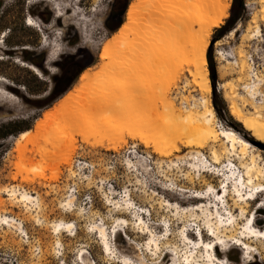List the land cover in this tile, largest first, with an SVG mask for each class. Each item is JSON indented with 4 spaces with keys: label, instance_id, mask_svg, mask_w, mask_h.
<instances>
[{
    "label": "rangeland",
    "instance_id": "obj_1",
    "mask_svg": "<svg viewBox=\"0 0 264 264\" xmlns=\"http://www.w3.org/2000/svg\"><path fill=\"white\" fill-rule=\"evenodd\" d=\"M132 1L134 0H79L76 9L69 12L65 9L63 12L67 13L58 18L57 7L66 8L70 0H0V77L7 80L6 83H0V95H5V92H8L7 85H11L15 90L12 94L15 95L21 108V114L16 115L14 111H8L7 104L0 106V202L4 201V204L0 203V218L11 219L0 222V264H155L156 256L152 251L158 236L161 241L170 238L171 243L183 248L182 254H185L187 249L182 243L181 233L184 224L188 223L187 232H194L190 234L193 240L198 239L196 237L198 226L201 223L205 225L203 220H199L202 219V212L196 207L201 205V202L199 199H193L194 191H205L208 196L210 192L212 197L205 199L204 204L211 207L208 204L211 200L214 202L215 192L210 188L218 193L223 189L224 177L230 174L226 173V170L241 167L243 161H247V159L241 161L240 158L233 156L231 157L233 162H230L227 144L221 138L218 142H210L200 149L209 160L214 159V151L217 152L220 159L215 169L194 158L197 153L196 148L181 143L177 138L179 137L177 124L170 116L172 113L168 102H173L176 108L182 109L184 113L190 110L201 112L202 95L194 86L193 77L190 75L189 62H187L189 57L184 55L185 57L181 56L180 59L178 55V60L177 56L172 59L177 63H172L170 60L165 62L160 60L161 62L158 63L157 59L166 57L160 56L165 46L166 49H173L168 44L170 39L166 38L167 34L163 33L156 37L155 46L159 47V50L154 46L156 49H153V52L150 51L145 55L140 53L150 63L157 58L153 65L157 61L156 65H160L162 69L165 67L161 66L162 64L170 62L171 64L165 67L169 70L170 76L178 72L177 75L175 74L176 77L174 75V77L169 75L166 77L167 73L165 77L156 80L154 95L149 93V96L143 99L147 101V107L135 106L131 102L133 98L131 94L129 96V93H116L117 91L113 92L107 87L109 83L123 84L124 71L120 70L122 73L117 71L115 74L111 71L110 74L114 75L104 71L108 79L115 80L107 81L108 79L106 80L100 72L104 60L101 53L108 39L115 33L113 29L120 22L127 21V10ZM229 1L232 6L233 0ZM182 2L184 3L182 0H169L174 10L181 8ZM245 6L247 13L235 24L233 28L237 29L235 33L231 36L229 31L209 46V48L213 46V57L218 69V79L214 82L208 61L212 85L210 99L216 112L217 129L233 130L251 142L256 147V152L260 153V163L263 164L264 143L255 141L251 132L231 113V105L236 104L246 117L257 118L258 112L262 113L261 116L264 115V101L259 103L258 96L264 93V67L259 68L258 77L255 78L246 60L247 47L251 44L255 31L257 32L254 20L257 19L260 28H263L264 0H245ZM228 17L224 19L222 25ZM30 19H33L31 24L27 22ZM216 29L218 28L213 30L211 42ZM130 37L133 35L130 34ZM159 37L164 43L168 42L162 43ZM220 46L226 47L227 50L233 48L237 55V63L233 62L234 58H219L216 49ZM170 51H164L165 55L171 54ZM133 52L135 53L131 51V54L122 56V66L137 65L138 61L140 65V60L148 62L146 59H139L141 57L139 52H136L139 56L136 58ZM24 64L34 65L42 75L36 74ZM174 65L179 66L178 70ZM242 65H244L243 70ZM84 66H87L84 71L92 69L95 72L99 69L100 71L96 72L99 73L98 75L102 73L101 77L107 82L105 88L111 91L109 93V90H104L103 82L100 81L103 79L99 78L98 83H101L97 86L99 85L100 88L102 85V87L98 90L108 94L99 91L102 94L100 93V97L96 99L99 94L97 92L93 101L96 106L100 108L105 106L104 113L111 116L115 115L114 110L117 107L121 108L122 105V109L137 114L138 118L143 120L135 121V125L134 123L132 125L129 116L128 123L117 118L109 127H100L98 130L87 132L81 131L78 126H67L65 130L62 129L63 131H59L57 127L59 140L55 142L54 135L49 131L50 134L40 140V146L43 147L42 155L36 158L35 164L26 162L22 165L23 176L31 179V182L22 184L20 182L22 175H19L18 180H13L11 175L18 171L13 162L20 161L17 152L14 151L16 137L25 129H33L39 116L58 104L67 92L79 86L80 76L84 71L80 75L78 73ZM171 70L175 72L171 73ZM146 73L139 71L142 76H149L150 73ZM254 82L260 83L255 98L248 95L245 88V85ZM214 85L218 93V109L226 110L225 118L219 116L214 105ZM158 86L160 89L162 86L163 88L167 86L165 88L169 89L168 95H170L165 97ZM116 94L122 97H117ZM24 97L29 100L36 98L42 100L38 103H24ZM93 102L89 107L92 108ZM96 119L98 116L93 117L90 111L87 120ZM221 123L224 127H221ZM112 130L114 134L111 137H115L113 141L121 139L127 141L119 146L118 150H108L106 146L104 147L109 143L107 134ZM141 136L146 140L154 141L147 146L140 140ZM71 138L77 141L78 148L72 161L67 164L61 161L69 150L67 147ZM175 146H178L179 150H175ZM31 147L32 145H29V148ZM133 149L134 152H131ZM170 151L171 155L161 156V153L166 154ZM79 158L88 161L89 165L77 171L74 164ZM263 177L259 176L255 179V183H264ZM19 184L22 185L20 193L13 197L6 194V189L18 187ZM233 189L231 185L228 202L233 214L238 217L240 210L233 206ZM23 192L29 193L34 198L24 200ZM254 196L250 195L252 198ZM69 198H72L71 204H68ZM259 205L257 201L251 202L248 215L252 212L256 217V227L264 229V208L258 211ZM222 212L225 213L223 219L226 223L233 221L231 214L225 208ZM197 213L200 218L194 215ZM70 223L73 224L72 231L65 228V224ZM100 229H105L110 238L111 252H113L111 254L103 251ZM231 245H236V242L232 241L229 247ZM256 247L258 250L249 258L252 259L250 263L241 260L244 249L239 246L238 252L223 253L221 264H227L228 261L230 264H264V247L261 244H257ZM82 255H84L83 259ZM170 263L172 260L168 264Z\"/></svg>",
    "mask_w": 264,
    "mask_h": 264
},
{
    "label": "bare ground",
    "instance_id": "obj_2",
    "mask_svg": "<svg viewBox=\"0 0 264 264\" xmlns=\"http://www.w3.org/2000/svg\"><path fill=\"white\" fill-rule=\"evenodd\" d=\"M182 1H184V3L182 2L183 3L182 7L177 10H174L173 9L174 7H171V5L169 4V0L132 1L127 10V16H126L127 21L124 22L119 27L117 32H115L112 35V37L108 39L107 43L103 47L101 53L102 55L101 54L100 55L102 59H104L103 60L104 62L102 61L103 64L101 63L102 66L100 65L101 71L99 69L98 70L103 73L102 76H105L106 80L109 78V77L107 78L106 76L107 74L104 75L106 71H109V74L111 71L114 74L115 72L120 70L124 71L123 84L114 83L112 84L113 87L111 88L112 85L109 83L110 86L107 84L108 85L107 87H110V89H112L113 92L117 91L116 93H120V94L129 93V96L131 94V96L133 97L131 101L133 105L135 104V106L138 105L145 106L147 101L143 99L144 98L146 99L145 96H149L148 95L149 93L153 94V92H155L154 88H156L155 86L156 80L160 77L163 76L165 77L167 73L168 74L166 75V77H168V75L169 77L173 75L175 76V74L177 75L178 73L177 72L170 76L169 70L165 69L166 66L171 64L170 62L169 63L166 62L167 64L165 63V65L162 64L161 66H165L163 67V69L162 67L161 68L159 67L160 65L157 66L156 64L160 63L161 62L160 60L162 61L164 60V62L170 60L172 63H174L176 61L174 60L172 61V59H174L177 56L176 59L178 60L179 59L178 55L180 56V59L184 58L185 57L184 55H186V57H189L188 58L189 61H187L189 62L188 69L190 75L193 77L194 86L197 88L198 91H200V94L202 95V97L200 98L201 100L200 106L203 110L201 112L190 110L188 113H184L182 109L176 108L175 104L168 100L169 101L168 105L172 113L170 116L172 120H174V123L177 124L176 125L177 134L179 135V137L177 138H179L181 143L196 148L197 153L196 155H194V158H197L204 165H208L210 167L213 166L215 169L218 167L217 164L219 163V159H220L217 152L214 151V156H213L214 159L209 160L206 158V156H204L201 153L200 149L205 147L210 142L212 143L218 142L221 138L223 139L224 143L227 144V153L230 157V159L228 158V160L230 162H233V160L231 159V157L233 156L240 158L241 161L244 159H247V161L246 160L245 162L243 161L241 167L238 166L235 169L226 170L227 171L226 173H230V174H226L227 176L225 175L226 177H224L222 181L223 189H220L218 193H216L215 189L210 188L213 192H215L214 202L213 200H211L210 204H208L209 206L211 205V207H208L207 204H204L205 199H209V198L211 199L212 196L210 192H209L210 194L209 197L207 194H205V191L204 192L194 191L195 194L192 195L193 199H199L201 202V205H198L196 207V209H201L202 212V219L199 220L200 221L203 220L204 221L203 223L205 224V225H201L202 224L201 223L198 226L199 228H197L198 230L196 231L197 233L196 237H198V239L196 240L191 239L190 234H193L194 232H189V231L187 232L188 223L184 224L181 232L183 235L182 243H184V247H186L187 250L185 254H182L183 248H181L176 243L172 244L170 238L167 237L165 238V241H161V239L158 238L160 236H158L157 239H155L154 237L153 239H151L152 241H154L155 239V246H154L155 248L154 251H152L153 254L156 256L154 262L155 264H168L172 260V263L170 264H221L223 259L221 255L223 253L228 254L229 252L230 254H233L234 252H238L239 246H241L244 249V252L240 257L241 260L243 262L250 263L252 259L250 260L249 258H251L252 254H254L255 251L258 250V247H256L257 244H261V246L264 247V229H258L256 227L255 225L256 217L252 212H251L252 215L251 214L248 215L249 210L251 208V202L255 203V201H257L260 203L259 207L257 208L258 211H261L264 208V183H257V184L255 183V179H258L259 176H264V163L263 164L260 163L261 155L259 152H256V147L252 145L251 142L242 138L237 132L233 130L227 128L217 129L218 125H216V112L210 99V95L212 93V85H211V78H210V72L208 68V58H207V52L211 44L213 30L215 28L221 27L222 23L224 22V19L229 16V8L231 6V2L229 0H182ZM78 2L79 0H70V2L66 4V8L56 6L58 8L57 17L60 18L63 15H65L67 13V12L65 13L63 12L65 11V9L68 12L71 11L72 9H76V4ZM30 20L32 21L33 19ZM256 20H254V23H256L255 25L257 32H260L261 28ZM236 30L237 29H233L229 33V35L232 36ZM163 33L167 34L166 35L167 39H170L169 40L170 42L166 40L165 41L168 42V44H170L171 47H173V49L167 48L169 49L167 50L165 46L163 52H160L161 53L160 56L163 57L166 56L164 59L156 58L157 61L158 60L159 61L158 63H156L157 62L156 61L155 65H153V62L156 59L152 60L153 62L150 63L149 60H147L146 58L145 59L148 62H142V60H140L141 62L140 65H139V61L136 63L137 65H128V66L125 64H123V66L121 65L122 56L125 55L127 56L131 54V51H135V53L134 52L133 53L136 55L137 58L138 53L136 54V52H139V56H141L143 53L145 55V53H149L153 49L156 48L158 49L159 47L155 46L157 40L156 37L159 35H163ZM130 34H132L133 37H130ZM160 40L162 39L160 38ZM161 42L164 43L163 40ZM172 50L174 51L172 52ZM164 51L165 52L170 51L171 54L165 55L166 53ZM149 56H151V53ZM141 58L143 57L141 56L139 59ZM106 59H108V61H105ZM150 64H152V66ZM24 65H28V64H24ZM174 66L177 67L176 65ZM241 67L243 70L244 65H242ZM29 68L32 69V71L36 72V74L42 75L41 71L34 65H30ZM172 68L174 69V67ZM141 70L150 73L149 76L145 77L143 75L144 76L143 77L141 74H139V71ZM172 70L171 73L175 72ZM96 71L94 72L92 69L85 70L80 76V82L78 84L79 86H76L74 89L67 92V94L61 99V101H59L58 104H56L53 108L45 111L42 114V116H39L36 119L33 129L28 128L19 133V135L15 139L14 151L17 152L20 161L19 163L13 162V165H16L15 167H17L18 169L17 172H14L11 175V178L13 180H18L19 175H22V180L20 181L22 184L25 182L26 183L31 182L30 181L31 179L27 178L26 176H23L22 165L25 164L26 162L35 164L36 158L42 155L43 147L41 148L40 146V140L43 136L45 135L47 136L48 134H50L49 131H51V133L54 135L53 140H55V142L59 140L57 137V127L58 130L60 131L62 129L65 130L66 129L65 127L67 126H78L80 127L81 131L87 132L89 130H94V129L98 130V128L100 127L101 128L109 127L110 125H112L113 121L117 120V118L119 120L121 119L122 121L126 120V122L130 120V123H132V125L133 123L135 125V121L139 122L143 120L140 117L139 119L137 114L132 112L129 113L126 110L122 109V105L121 108L117 107V109L115 110L113 109L114 111H116L115 115L113 114L111 116H108L109 114L107 115L104 113L105 109L103 108L105 106L103 108H100L99 106H96L97 104H94L93 101H95V97H96L95 95L97 94V92L99 94L97 95L96 99L100 97L99 95L101 92L104 93L103 91L98 89H100L103 85L104 86L103 88L105 90L106 89L105 85L107 83L105 82L106 80H104V78L101 77L102 73L98 75L99 73ZM113 73L111 74L114 75ZM99 78L100 79L102 78L103 80H100ZM98 80L103 82V84L100 85L101 86L100 88L99 85L97 86V84L101 83V82L98 83ZM109 80L112 79H108L107 81ZM6 81L7 80L4 77H0V83L1 82L6 83ZM258 84L260 83L254 82L253 84L245 85L247 91L246 93H248V95H250L251 97L255 98L257 94L256 90ZM222 86L225 87L223 84ZM165 87L163 88L162 86V88L160 89L159 87V89L161 94H164L166 97L169 96L170 94L168 95L169 89ZM6 88L8 92H5L6 93L5 95L4 94L0 95V102H1L0 106H6L7 104V106L9 107L8 111H14L16 115L21 114V108L16 101L15 95L12 94L13 91H15L14 88L11 85H7ZM106 90H109V88H107ZM109 93H111L110 90ZM120 94L119 95L116 94L117 97H119ZM112 95L114 96L115 94L112 93ZM164 95L163 96L161 95V97L165 98ZM41 100L42 98H36L34 100H29L25 97L23 98L24 103H28V102L38 103ZM91 102H93V106H94V107L92 106V108L89 107ZM147 106L148 105H146V107ZM123 108H125V106ZM258 109L259 108H257V110ZM90 111L92 112L93 117L98 116V119H96L95 121L87 120V115L89 114ZM231 113L242 122L244 127L249 132H251V136L254 138L255 141L264 143V115L261 116L262 113L258 112L257 118L246 117L236 104L231 105ZM128 116L131 117L129 120L127 119ZM113 134H114L113 130L107 134V136H109L107 138L109 143L107 142L108 144H105L104 147L106 146L108 150L109 149L118 150L119 146L127 142L126 139L123 140L121 139L120 141L119 140L113 141V139H115L114 136L111 137V135ZM139 138L147 146H150V144L154 141V140L151 141L149 139L146 140L142 136ZM83 140L85 141L86 139ZM76 144L77 141L74 138H71L69 142V147H67L69 148V150L66 152V154H64L61 162L69 164L72 161V157L78 148ZM29 145H32V147L29 148ZM60 146H62V144ZM250 149H252L253 151L251 152ZM134 150L135 149L131 150V152H134ZM175 150H179V147L175 146ZM155 151L158 152V150ZM171 153H172L171 151L166 154L161 153V156L163 155L168 156L171 155ZM230 164L233 165V163ZM241 168H243L244 170L242 171L239 170ZM59 172L60 171H58V173ZM231 185L234 188L233 206H235L240 210V216L237 215L238 217H236V215L233 214L232 212L233 210L232 208H230L228 202V196L230 195L231 192L230 191ZM15 187L13 186V188L11 189H6L5 190L6 194H8L11 197L15 196L20 191L22 185L19 184L18 186L19 188L17 186ZM185 191L190 192L189 190H185ZM221 191H223L222 195H221ZM250 195L253 196L255 195V196L252 198L250 197ZM260 197L262 198L259 199ZM22 198L24 200H29V199H33L34 197L30 196L29 193L23 192ZM216 198L218 201H216ZM71 199L72 198H69L68 204L72 203ZM221 202H223L222 203L223 205L221 204ZM0 203L4 204V201L1 200ZM223 208H225V210H227V212L231 214V217L233 218L232 222L226 223L224 221L223 217L225 216V213L222 212ZM194 215L200 218V215H198V213ZM9 219L10 218L8 217H1L0 222L9 221ZM124 222L126 223V221ZM65 228H68L69 230L72 231L73 224L71 223L65 224ZM115 232H117L116 229ZM206 236L208 239H206ZM100 237H101L104 253L105 252L109 254L113 253L111 252L112 244H110L111 241L105 229H100ZM232 241L236 242V245H231L229 247V244ZM221 245L224 246L222 247ZM148 247L150 246L148 245ZM203 247L205 248L203 249ZM150 250L152 249L150 248ZM82 252L85 253L86 251L82 250ZM83 256L84 255L81 256L82 259ZM229 262L230 261H228L227 264H230Z\"/></svg>",
    "mask_w": 264,
    "mask_h": 264
},
{
    "label": "built area",
    "instance_id": "obj_3",
    "mask_svg": "<svg viewBox=\"0 0 264 264\" xmlns=\"http://www.w3.org/2000/svg\"><path fill=\"white\" fill-rule=\"evenodd\" d=\"M253 36L254 37L251 41V44L249 45V47H247V50H246L247 51L246 60H247L248 66L251 69V73L253 74L255 78H257L259 68L264 67V23H263V28L261 27L259 34L258 32L255 31ZM216 54L219 58H222V59L234 58L235 60L233 62L237 63V55L233 48H230L229 50H227L226 47L220 46L219 49H216ZM258 96L260 99L259 103H262L264 101V93H260ZM221 127H224L223 123H221ZM88 165H89L88 161H86L85 159L79 158V159H76L74 167L78 171V170L86 168Z\"/></svg>",
    "mask_w": 264,
    "mask_h": 264
},
{
    "label": "trees",
    "instance_id": "obj_4",
    "mask_svg": "<svg viewBox=\"0 0 264 264\" xmlns=\"http://www.w3.org/2000/svg\"><path fill=\"white\" fill-rule=\"evenodd\" d=\"M1 7V3H0ZM247 13V9L245 6V0H233L232 1V6L230 8V16L226 19V22L224 25H222L220 28L216 29L215 34L213 36V41H216L218 39H221L224 35H226L229 31H232V29L235 27V24L237 23L238 20L243 19ZM123 21L120 22L114 29L113 32H116L119 27L122 25ZM208 61L212 73V79L214 82L218 79V69H217V64L214 60L213 57V46L209 48L208 51ZM87 66L81 67L79 70L78 75H80L84 69ZM218 93L216 90V87L214 85V105L217 109V112L221 118H225V109H218Z\"/></svg>",
    "mask_w": 264,
    "mask_h": 264
},
{
    "label": "snow or ice",
    "instance_id": "obj_5",
    "mask_svg": "<svg viewBox=\"0 0 264 264\" xmlns=\"http://www.w3.org/2000/svg\"><path fill=\"white\" fill-rule=\"evenodd\" d=\"M27 22H28L29 24H31V23H32V21H31V20H28Z\"/></svg>",
    "mask_w": 264,
    "mask_h": 264
},
{
    "label": "water",
    "instance_id": "obj_6",
    "mask_svg": "<svg viewBox=\"0 0 264 264\" xmlns=\"http://www.w3.org/2000/svg\"><path fill=\"white\" fill-rule=\"evenodd\" d=\"M214 43H215V41H212V42H211V44H214Z\"/></svg>",
    "mask_w": 264,
    "mask_h": 264
}]
</instances>
